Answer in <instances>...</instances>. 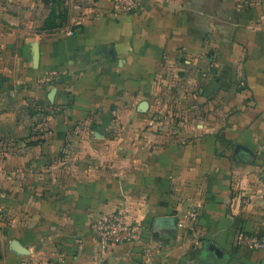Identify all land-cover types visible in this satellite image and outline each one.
<instances>
[{
	"label": "crops",
	"instance_id": "0c3cea01",
	"mask_svg": "<svg viewBox=\"0 0 264 264\" xmlns=\"http://www.w3.org/2000/svg\"><path fill=\"white\" fill-rule=\"evenodd\" d=\"M111 9L0 0L4 226L29 251L4 264H264L240 241L264 236V0ZM117 212L142 230L102 252Z\"/></svg>",
	"mask_w": 264,
	"mask_h": 264
},
{
	"label": "built area",
	"instance_id": "2783aa9c",
	"mask_svg": "<svg viewBox=\"0 0 264 264\" xmlns=\"http://www.w3.org/2000/svg\"><path fill=\"white\" fill-rule=\"evenodd\" d=\"M112 14L115 17L137 16L143 9L145 0H111ZM58 74H46L42 81L47 83L55 79ZM199 211L192 213V219L197 220ZM91 230L97 239L102 252L116 246L133 243L137 240L142 230V224L126 212H117L109 216L100 217L93 221ZM240 241L254 250L264 249V236L241 235Z\"/></svg>",
	"mask_w": 264,
	"mask_h": 264
},
{
	"label": "rangeland",
	"instance_id": "374dc122",
	"mask_svg": "<svg viewBox=\"0 0 264 264\" xmlns=\"http://www.w3.org/2000/svg\"><path fill=\"white\" fill-rule=\"evenodd\" d=\"M63 22L62 19H59V23ZM145 101L148 102V99L143 98ZM180 97L178 96H172L168 97L167 102H177L179 101ZM163 102L165 103L166 97H162ZM36 130L32 129V133H34ZM22 135V134H21ZM0 182L3 183V177L0 178ZM3 186L0 187V264H4V260L6 258L5 255H7L10 252V241L7 239V235L5 233V226H4V218H5V209H4V192ZM11 253V252H10Z\"/></svg>",
	"mask_w": 264,
	"mask_h": 264
},
{
	"label": "water",
	"instance_id": "95a60500",
	"mask_svg": "<svg viewBox=\"0 0 264 264\" xmlns=\"http://www.w3.org/2000/svg\"><path fill=\"white\" fill-rule=\"evenodd\" d=\"M34 58H35V61H37V59H38V46H37V44L35 45ZM140 107L143 111H145L148 108V103L143 102V103H141ZM237 150L246 151V148L243 146H238ZM176 223H177L176 218H162V219H158V221L155 224V228L158 231L161 228H163L165 225L168 227H175ZM214 250L217 254H219V251L217 249H214ZM10 252L15 254V255H18V256H25V255L29 254V251L18 240H13L10 242Z\"/></svg>",
	"mask_w": 264,
	"mask_h": 264
},
{
	"label": "trees",
	"instance_id": "16d2710c",
	"mask_svg": "<svg viewBox=\"0 0 264 264\" xmlns=\"http://www.w3.org/2000/svg\"><path fill=\"white\" fill-rule=\"evenodd\" d=\"M53 4L55 5H62L65 0H52ZM61 19L63 20V22L65 21V17L61 16Z\"/></svg>",
	"mask_w": 264,
	"mask_h": 264
}]
</instances>
